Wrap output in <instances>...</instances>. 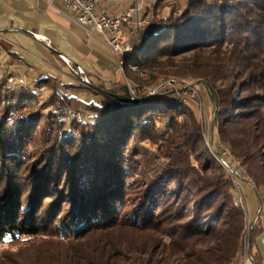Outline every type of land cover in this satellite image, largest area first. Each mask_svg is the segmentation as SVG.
Segmentation results:
<instances>
[{
    "label": "trees",
    "instance_id": "obj_1",
    "mask_svg": "<svg viewBox=\"0 0 264 264\" xmlns=\"http://www.w3.org/2000/svg\"><path fill=\"white\" fill-rule=\"evenodd\" d=\"M142 18L113 84L32 79L48 93L34 110L0 81V244L41 248L4 263L238 264L244 211L197 106L171 85L149 92L168 80L203 89L213 151L228 149L264 204V0H186L177 13L156 0ZM263 230H250L251 264Z\"/></svg>",
    "mask_w": 264,
    "mask_h": 264
},
{
    "label": "crops",
    "instance_id": "obj_2",
    "mask_svg": "<svg viewBox=\"0 0 264 264\" xmlns=\"http://www.w3.org/2000/svg\"><path fill=\"white\" fill-rule=\"evenodd\" d=\"M132 2L99 0L98 9L118 17ZM75 16L58 1L51 6L45 0H0V45L5 59H23L33 68L32 79L45 77L57 84L77 85L68 69L80 66L90 85L113 84L119 73L108 48L98 36L77 27ZM35 34L40 39L32 36ZM120 35L123 41L136 42L125 27ZM253 249L259 254L260 264H264V230L255 239Z\"/></svg>",
    "mask_w": 264,
    "mask_h": 264
},
{
    "label": "rangeland",
    "instance_id": "obj_3",
    "mask_svg": "<svg viewBox=\"0 0 264 264\" xmlns=\"http://www.w3.org/2000/svg\"><path fill=\"white\" fill-rule=\"evenodd\" d=\"M168 3L169 4H173L175 6L176 13H177L178 11H180V10H182L184 8V6L186 4V0H168ZM153 4H151V5H153ZM151 5H149V0H145L144 5L142 6V8L139 11V18L140 19L143 17L145 9L147 7H150ZM76 18H77V14L74 17V19H76ZM114 18H116V17H114ZM132 27L131 28H127L128 33L132 32L131 31ZM123 29H124V27L122 28V30ZM10 36H12V35H10ZM96 36H98V35H96ZM132 36H134L133 32H132ZM98 37L100 38V36H98ZM100 40L102 41L101 38H100ZM133 41H134V37H133ZM127 43H129V42H127ZM103 44L106 46V44L104 42H103ZM0 49H1V45H0ZM108 50H109V48H108ZM109 52H110V55L113 57V59L115 61L117 72L119 74H121V73L123 74V72H124V70L122 68L123 65L121 66V71H120V65L117 64V60L115 58L116 56L114 57L111 54L110 50H109ZM5 57H6L5 52L1 49L0 50V59L1 58H5ZM12 61H13V59H12ZM20 65L21 64H19V62H16V61L12 62V69H10L11 71L9 69L0 70V78L4 77L9 72H13L14 70H19L21 72H25L27 74L28 81L25 84V86H23V88H19L17 86H9V85H6L3 80H0V81L6 87H10L11 91H16V92L20 93L22 95L21 102L23 104H25L27 107H29V104L32 103L34 105V107H35L34 110H36V108L38 107V103H36L37 102V98H39V97L45 98L48 93H47V91H45L43 86L40 87V88L43 89L42 91L41 90L39 91L38 89H35L34 88L35 83L31 82L32 75L34 73L33 70L24 71L23 68L20 67ZM129 68L132 71H135V72L138 71V67L137 66H131ZM5 70H6V73H4ZM68 72H69V74H70V76L72 78H75V79L78 78V76L73 74L74 70L72 68L69 67ZM139 75H140V78L145 79L146 75H147V72H139ZM85 76L87 77L88 83H90V80H89L88 76L86 74H85ZM74 83L77 84L76 81H74ZM71 85H73V84H71ZM80 85H82V84H80ZM167 85L174 86L173 93L175 94L176 98H178L176 95H179L181 98H186V100L188 102L194 103L195 106H197V112H198V115H199V118H200V122H201V127H202V138H203L204 144L206 145L205 148L207 150H209L211 155H213L216 160H217L216 157H218V159L221 158L222 156H220L218 154V152L213 151V147L211 145L210 138L208 137V135H210L211 127H212V124H213V121H212V118H211V112L209 111L210 102H209L208 95L205 93V91L203 89H200L198 86L193 87V86H190V85H188V86L179 85L175 80H168V81H165L164 83L159 84L157 86V88L151 89L149 94L153 95V93H155L156 90L162 89L163 87H166ZM83 86H86V85H83ZM86 87L90 88V85H87ZM192 89L195 90L193 92V94H192ZM189 90H190V92H189ZM65 91H67V90H65ZM73 94L75 96L80 97L81 99H85V100H89V99H92V98L94 99L93 95H91L89 93V90L84 91L83 88L80 89V91L77 90ZM95 98H97V97H95ZM186 100L184 99V101L182 100V102H186ZM34 110H33V112H34ZM72 113H73L72 115H74V116H80V114L77 113V112H72ZM220 145H222V144H220ZM223 147H224V149L226 151V154H228V156H230L228 149L225 146H223ZM216 148H218V146H216ZM232 161H234L237 164H239L235 160H231V162ZM217 162H218V160H217ZM219 165L227 171V173L229 174L231 179H234V177H236L235 173L231 172V170L229 169L228 163H227V161L224 158H223L222 164L219 163ZM233 184H234V182H233ZM240 185H241L240 189L242 191V194L244 195V200H245L244 201L245 203L243 202V200H242V203L244 204V208L246 210V211H244V210L243 211H244V215H245L247 226H246V233L244 234L243 239H242L243 250H242L241 255L237 258V263L238 264H244L245 262H248L249 264H251V261L249 259L245 260L246 256H248V255L251 256V254H250V251H251V249H250V238L248 239V235H250L249 232H250L251 228L253 226H255L257 223H260L261 226L264 227L263 226L264 225V214H259L257 216V219L255 220L256 215H257V211H258L259 206H260L259 198L256 195V192L253 189V187H252L253 185H252L251 182L249 183V182L240 181ZM235 192H236V190H235ZM243 195H242V199H243ZM237 199H238V193L236 192L235 193V197L233 199V204H234V200H237ZM236 207H239V206H236ZM24 245H26V244H24ZM24 245L23 244H4V243L0 244V264H6L3 261V257L12 256L14 259L15 258H23V257L30 256L32 254H35V253L37 255V253L41 252V248H37L36 246H32L30 248H27V247H24ZM39 262H40L39 264L43 263L40 259H39Z\"/></svg>",
    "mask_w": 264,
    "mask_h": 264
},
{
    "label": "built area",
    "instance_id": "obj_4",
    "mask_svg": "<svg viewBox=\"0 0 264 264\" xmlns=\"http://www.w3.org/2000/svg\"><path fill=\"white\" fill-rule=\"evenodd\" d=\"M45 1L51 6L56 1L61 2L70 12L76 13L77 18L74 19L73 22L83 32L87 34H95L100 36V38L109 48L111 54L114 57L116 55H120L123 52V50L132 49V45L130 43L123 41L120 36V32L123 27L131 28L133 26L131 31L133 32L134 35L133 37L135 41L138 38L139 32H144L146 26L148 25L147 18L144 19L139 18V11L144 5L145 0H133L132 5L129 8L123 10L122 14L116 18L110 17L106 15V13L103 10L98 9L99 0H45ZM155 1L156 0H149V5L153 4ZM33 37H35L36 39H40V36L36 34L33 35ZM1 42H3V39L0 36V43ZM5 58L0 59V70L12 69V62L15 61L21 62V68H23L24 71L32 70V68L27 63H25V61L21 58L13 59V61L11 57H8L7 60ZM72 69L74 70L73 74L78 76L77 83L87 86L88 80L81 67L75 66V68ZM15 75H22L24 79L27 78V74L19 70H14V76ZM38 90H42V88H38ZM194 91L195 90L192 89V94ZM130 92L134 94L132 91ZM176 96L178 97V99H186V98H181L179 95ZM217 146H218L217 148L218 154L225 159L226 156H228V154H226L224 147L220 144H218ZM232 164L234 167H231L229 164L228 167L231 170V172H234L236 175L235 189L238 190L240 195H243L240 189L241 188L240 181H242L240 174L242 170L237 168V165L235 164L234 161ZM243 201H245L244 195H243ZM259 214H264V204L262 202H260V206L257 211L255 220L257 219V216ZM248 239H249V235H248ZM247 259L251 261L250 255L246 256L245 260Z\"/></svg>",
    "mask_w": 264,
    "mask_h": 264
},
{
    "label": "bare ground",
    "instance_id": "obj_5",
    "mask_svg": "<svg viewBox=\"0 0 264 264\" xmlns=\"http://www.w3.org/2000/svg\"><path fill=\"white\" fill-rule=\"evenodd\" d=\"M137 41V39H136ZM133 48V47H132ZM1 50V49H0ZM132 51V49H127V50H123V52L120 54V55H116V57H118L117 59V64L120 65V71H121V66L123 65V61H124V58L125 56L128 55V53H130ZM19 64H21V62H19ZM17 66V65H16ZM21 67V65H20ZM123 68V67H122ZM10 70V69H9ZM11 71V70H10ZM13 78V79H12ZM5 81L8 83V84H11V85H14V84H26V81L28 78L24 79L22 77V75H15L14 76V71L13 72H9L7 75H5ZM184 101V99H182ZM181 100V101H182ZM186 100V99H185ZM187 101V100H186ZM73 114V113H72ZM74 116V115H73ZM218 162L220 164H222V161H223V158H219L216 157ZM235 164L237 165V168L238 169H241V166L240 164H237L235 162ZM242 170V169H241ZM232 181L234 182V185L236 184V177H234V179H232ZM236 186V185H235ZM234 186V187H235ZM236 188V187H235ZM236 192L238 193V199L237 200H234V205L235 206H239L242 210L246 211L245 208H244V204L242 203V195H240V193L238 192L237 189H235ZM244 202V201H243ZM245 203V202H244Z\"/></svg>",
    "mask_w": 264,
    "mask_h": 264
},
{
    "label": "water",
    "instance_id": "obj_6",
    "mask_svg": "<svg viewBox=\"0 0 264 264\" xmlns=\"http://www.w3.org/2000/svg\"><path fill=\"white\" fill-rule=\"evenodd\" d=\"M147 30V26H146V28H145V31ZM144 31V32H145ZM33 36V35H32ZM85 74V73H84ZM75 81L77 82V79H75ZM78 84V83H77ZM88 85H90V83H88ZM261 201L259 200V203H260Z\"/></svg>",
    "mask_w": 264,
    "mask_h": 264
}]
</instances>
